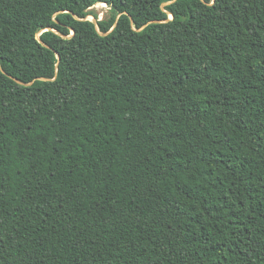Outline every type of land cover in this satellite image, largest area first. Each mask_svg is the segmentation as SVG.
<instances>
[{
  "label": "trees",
  "instance_id": "1",
  "mask_svg": "<svg viewBox=\"0 0 264 264\" xmlns=\"http://www.w3.org/2000/svg\"><path fill=\"white\" fill-rule=\"evenodd\" d=\"M0 264H264V0H0Z\"/></svg>",
  "mask_w": 264,
  "mask_h": 264
},
{
  "label": "rangeland",
  "instance_id": "2",
  "mask_svg": "<svg viewBox=\"0 0 264 264\" xmlns=\"http://www.w3.org/2000/svg\"><path fill=\"white\" fill-rule=\"evenodd\" d=\"M92 11L97 14L98 19H102L109 14L108 6L103 3H96L94 6H92ZM89 18L93 19V16L89 15Z\"/></svg>",
  "mask_w": 264,
  "mask_h": 264
},
{
  "label": "bare ground",
  "instance_id": "3",
  "mask_svg": "<svg viewBox=\"0 0 264 264\" xmlns=\"http://www.w3.org/2000/svg\"><path fill=\"white\" fill-rule=\"evenodd\" d=\"M99 4V3H98ZM103 4H105V3H103Z\"/></svg>",
  "mask_w": 264,
  "mask_h": 264
}]
</instances>
